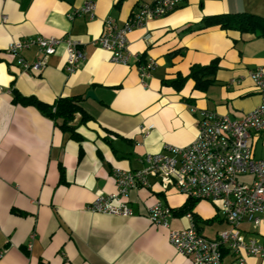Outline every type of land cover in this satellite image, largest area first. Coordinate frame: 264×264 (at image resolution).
Listing matches in <instances>:
<instances>
[{
    "label": "crops",
    "instance_id": "1",
    "mask_svg": "<svg viewBox=\"0 0 264 264\" xmlns=\"http://www.w3.org/2000/svg\"><path fill=\"white\" fill-rule=\"evenodd\" d=\"M86 1L0 0V264H192L169 245L168 229L147 217L148 208L161 203L173 211L170 229L189 227L187 199L172 180L152 179L147 189L130 191L124 202L131 217L95 214L86 207L97 196L115 194V170L141 169L145 157L161 153L165 145H189L202 113L239 121L259 104L248 72L264 67L263 39L198 27L204 18L220 14L264 17V0H184L129 34L127 66L110 62L94 41L108 18L123 24L154 0H93V19L81 14L70 20ZM34 36L75 39L86 59L74 74H66L61 44L39 74L24 73L6 48ZM19 56L34 62L36 51L31 48ZM136 57L156 63L143 82ZM213 59L219 69L205 90L195 89L192 79L179 89L164 84ZM13 91L46 104L80 97L88 119L76 115L71 123L80 140H72L36 108L13 104ZM88 92L94 99L86 97ZM148 126L153 128L144 137L141 128ZM248 144L255 159H264V133H253ZM60 167L64 183L59 182ZM239 181L249 184L251 178ZM189 213L207 239L229 228L208 201H196ZM240 230L246 240L264 241V223L244 221ZM222 255L225 264H237L227 249ZM245 262L264 264V258L248 255Z\"/></svg>",
    "mask_w": 264,
    "mask_h": 264
},
{
    "label": "built area",
    "instance_id": "2",
    "mask_svg": "<svg viewBox=\"0 0 264 264\" xmlns=\"http://www.w3.org/2000/svg\"><path fill=\"white\" fill-rule=\"evenodd\" d=\"M183 3L184 0H154L151 4L142 5L123 24L108 18L104 21L102 34L94 43L109 54L110 62L127 66L131 56L127 49L129 34L149 21L164 17ZM95 9V2L87 0L68 17L71 20L76 15L85 14L93 19ZM2 21H6V16L2 17ZM61 44L66 50L64 71L72 75L86 59L80 43L75 39L27 37L9 43L6 53L17 57L16 65L22 72L37 75L44 69L46 58L53 55ZM31 48L36 51V59L27 62L19 55ZM136 61V71L143 82L150 78L156 63L151 59L141 61L139 57ZM248 77L259 94L260 102L242 120L202 113L197 122L196 137L189 145H165L161 153L147 155L141 169L115 170V194L97 196L86 210L95 214L131 217L133 213L124 202L130 191L147 189L152 179H169L187 200H203L216 205L229 226L216 239H207L197 231L189 212L185 215L190 222L189 227L172 230L168 220L173 211L161 203L149 207V221L168 229V243L179 255L189 258L192 264H225L224 249L233 255L237 264H246L245 256L248 255L264 258V241L246 240L240 230L244 221L253 226L264 223V159H255L248 144L253 133H264V67L249 71ZM191 111L194 112V109ZM152 128H141L144 137ZM244 176L250 177L251 183H241L239 178Z\"/></svg>",
    "mask_w": 264,
    "mask_h": 264
},
{
    "label": "trees",
    "instance_id": "3",
    "mask_svg": "<svg viewBox=\"0 0 264 264\" xmlns=\"http://www.w3.org/2000/svg\"><path fill=\"white\" fill-rule=\"evenodd\" d=\"M219 27L224 31H237L240 34L259 35L264 41V17L249 13L220 14L206 17L202 20L199 30ZM219 69L217 59L211 60L207 65H192L186 76L178 75L176 78L166 81L164 84L179 89L187 79L194 81V88L205 90L214 82L215 74ZM81 98L78 96L60 97L52 104H46L38 101L34 97H24L18 92L13 91L12 103L22 106H31L36 108L42 115L51 119L58 127L69 133L72 140L79 141L80 136L71 126L76 115H80L81 121L88 119L81 105ZM59 182L64 183V174L62 167L59 168ZM195 201L187 200L186 212L190 211Z\"/></svg>",
    "mask_w": 264,
    "mask_h": 264
},
{
    "label": "water",
    "instance_id": "4",
    "mask_svg": "<svg viewBox=\"0 0 264 264\" xmlns=\"http://www.w3.org/2000/svg\"><path fill=\"white\" fill-rule=\"evenodd\" d=\"M86 97H87V98L89 97V98L94 99V96H93V94H92L91 92H88L87 95H86Z\"/></svg>",
    "mask_w": 264,
    "mask_h": 264
}]
</instances>
